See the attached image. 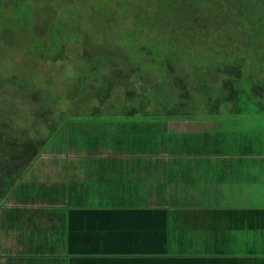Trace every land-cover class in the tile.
Segmentation results:
<instances>
[{
    "label": "crops",
    "instance_id": "crops-1",
    "mask_svg": "<svg viewBox=\"0 0 264 264\" xmlns=\"http://www.w3.org/2000/svg\"><path fill=\"white\" fill-rule=\"evenodd\" d=\"M107 117L63 123L0 205V264H264V152L240 150L257 130ZM164 235L207 262H156Z\"/></svg>",
    "mask_w": 264,
    "mask_h": 264
},
{
    "label": "trees",
    "instance_id": "trees-1",
    "mask_svg": "<svg viewBox=\"0 0 264 264\" xmlns=\"http://www.w3.org/2000/svg\"><path fill=\"white\" fill-rule=\"evenodd\" d=\"M9 1L13 3L9 4ZM219 1L221 0H143L142 12L139 16H144L146 18L145 22L148 30L136 34L137 31L135 32L133 29L128 28L126 37L130 35L134 42L146 41L148 42L146 43L147 46H153L154 44L160 46L161 43H173V45L177 47L178 45H182L181 39L187 44L186 51L181 55V57L187 59V64L185 65L179 66V63L176 61V52H173L171 56L166 54L169 63L167 62L165 64L164 89L160 93V96L163 95L166 99L182 101L174 106H167L168 110L164 109L162 112L157 108L155 102L152 103L150 100L148 102V111L144 113V116H149L148 119L152 121L158 120L155 121L157 123H168L173 121L211 122V120L216 121V123H238L249 122L252 117H258L261 121H264L262 120L264 118V0H244L242 6H244L245 10L235 12V14L244 17V25L241 26L238 23L240 25L238 29V38L235 39L233 37L234 33L231 32L229 27L226 29V32H223L224 39L222 41L228 40L235 43L237 46L236 49L234 46L227 45L223 48V53L219 52L222 61L225 62L222 64L220 63L221 65L219 64L220 66L217 67L214 73L209 74L200 72V65L204 58L200 50L209 49L212 44L210 43L211 40L208 39L213 40L217 35H221V26L226 21L235 18V16L230 15V12L232 13V8L234 9L237 7V4L233 5L229 10L224 7L223 4H219V9H217V11L216 9L212 10L210 8L211 4ZM85 2L87 4H85ZM85 2L81 3V14H79V9L75 7L70 12L69 16L64 18L54 14H52L51 17L45 16L43 11L38 7L39 3L44 4L43 0H0V28H9V25L13 21H16L23 27L33 28L35 26L38 28L36 32H41L44 31L45 28H48L50 33L47 35V40L48 46L52 44L50 46L51 49H49V52L44 51L43 49H46L44 43L45 39L42 36H37L40 43H43L41 46L42 51L39 50V53L41 56L45 57L51 54L52 50H58L60 47L61 49L58 53V57H60V55H63L66 47L71 43L76 44V40L79 39L76 33L79 32L83 34L80 37L81 41H86L91 36L89 31L96 30L95 22L90 21L84 25L83 20L90 15L89 10L94 11L98 9L107 16L105 22H101V24L108 23L112 20L111 17L113 16V12H110L109 8L106 7L108 2L112 3V0H86ZM7 9L13 12L15 18L6 16ZM87 10L89 12H87ZM228 17H230V20H228ZM80 20L81 23L79 22ZM123 23L125 24L126 21L123 20ZM82 27L86 29H82ZM73 29L76 30V33ZM165 30L167 34L165 33L164 36ZM106 31H109V29H106ZM161 31H163V35H160ZM176 32L182 33V36H170V34ZM247 33L249 36L245 37ZM135 36L138 37L134 39ZM214 41L217 42L220 40L214 39ZM197 44L199 45L197 46ZM145 49L146 46H141L138 55L143 56ZM84 56L90 57L91 54L85 52ZM156 56L157 59H153L152 63L158 68L160 67V53ZM148 60L150 59L148 58ZM218 60L221 61L220 59ZM54 61H57V59ZM127 64L129 65V63ZM128 65L117 64L116 69L114 71L111 70L110 75L118 79L129 80V83L125 86L128 89L126 94L130 99H133L130 88L135 85L138 89L141 87L142 91L139 93V96L144 97L146 93H151L150 89L152 87L156 88L157 84L155 83L152 86L149 85V82H146V80L149 81V79H151L148 78V74L140 75L138 74L140 73V68L138 66L132 65V67H130ZM191 66L193 67L192 72L189 71ZM104 74L107 75L105 70ZM110 75L108 74L107 76ZM202 75H204L206 81L203 84L200 82ZM138 76L140 77L139 79L133 80V78ZM2 80L4 81L0 82V86L10 84L15 87L19 78L16 74H13ZM116 87H118V83L109 85V96H111V91ZM159 89L161 90L160 87ZM203 89L212 90L214 95L208 96L207 100H205L203 94L205 92ZM168 93L170 95H176L177 97H166ZM197 96L201 98L200 103L205 107L202 110L203 113L198 111L195 105L197 100H194V98ZM129 103L130 101H127L125 106L129 107ZM139 104L142 106L141 109L145 108L143 102ZM244 104L247 105L245 111L242 107ZM224 105L227 106V109L231 106H235V114L222 113L219 107ZM253 106H258L261 111H258ZM211 108L216 109L211 110ZM98 109V107H95V110ZM0 110L3 111L2 108ZM123 110L127 111V108L123 107ZM1 111L0 205L17 189L34 162L57 136L59 129V126L52 124L54 123L52 120L53 112L49 109L47 112H43V118L51 120L48 126L51 130V134L42 137L37 136L35 139L20 137L16 134L14 127L6 122ZM130 112L140 118L139 115H141V111L131 110ZM162 113H165V115ZM160 211L165 214L164 210ZM258 212H260L259 208L251 210V213L254 215H259ZM155 242H162L163 245L160 251L162 253L161 255H151L156 258V262H207L206 256L197 254V252L189 255H174V252L166 251V247L164 248L165 235L161 241L155 240ZM155 242L154 244H156ZM143 246L145 245H138L136 247L137 251L149 252L146 251ZM111 249L117 250L119 248L114 244ZM95 250V248L92 249L93 252H95ZM156 251L157 250H154L153 254ZM151 256L143 257L150 259ZM92 257L93 256H87L85 254L80 257V261H93L94 258ZM130 260L133 263H140L143 261L141 256H131ZM148 261L149 260H145V262Z\"/></svg>",
    "mask_w": 264,
    "mask_h": 264
},
{
    "label": "rangeland",
    "instance_id": "rangeland-1",
    "mask_svg": "<svg viewBox=\"0 0 264 264\" xmlns=\"http://www.w3.org/2000/svg\"><path fill=\"white\" fill-rule=\"evenodd\" d=\"M85 1L86 0H43L44 4L39 3L38 7L47 17H51L52 14H54L58 17L67 18L75 7L79 9V14H81V3ZM10 3L13 2L9 1V4ZM243 3L244 0H221L211 4L210 8L212 10L216 9V11L219 9V4H223L228 10L235 4H237V7L234 9L232 8L233 11L232 13L230 12V15L235 16V18L230 20V17H228L230 21H226L221 26V35H217L213 40L208 39L211 40L210 43L212 46H210L209 49L207 48V50H200L204 56L203 62L200 65L201 73L212 74L218 66L225 62L222 61L219 52L223 53V48L227 45L234 46L236 49L237 46L235 43L228 40L222 41L224 39L223 32H226V29L229 27L231 32L234 33L233 37L235 39L238 38V29L240 25H244V17L235 14V12L245 10L244 6H242ZM85 4L87 3L85 2ZM142 6L143 0H112V3L108 2L106 6L109 8L110 12H113V16L111 17L112 20L105 24H101V22H105L107 18L103 12H100L98 9L94 11L89 10L90 12L87 10L90 15L83 20L84 25L90 21L95 22L96 30L89 31L91 35L89 39L81 41L80 37L83 34L79 32L76 33V30L73 29L79 36V39L76 40V44L71 43L66 47L63 55H60V57H58V53L61 49L60 47L58 50H52L51 54L45 57L41 56L39 53V50L42 51L41 46L43 43H40L37 36H42L45 39L44 43L46 49H43L44 51L49 52V49H51L50 46L52 44L48 46L47 40V35L50 33L48 28H45L44 31L36 32L38 30L37 27H23L16 21L11 22L9 28H0V82L4 81L2 79H6L13 74H16L19 78L15 87L10 84L0 86V107L3 110L0 111L6 122L14 127L18 136L35 139L37 136L42 137L51 134V130L48 127L51 120L43 118V112H47L49 109L53 112L52 120L54 123L52 124L59 127L63 123L70 125L71 123L86 120L87 118H103L104 114H108V120L121 122L122 117H120V115L122 111H124L123 107H127L128 111H141V115H139L140 119L136 120H142L143 123H157L155 121L158 120L152 121L148 119L149 116H144L145 111H148V102L150 100L152 103L155 102L157 108L162 112L164 109L168 110L167 106H174L182 101L166 99L163 95L160 96V93L164 89L165 64L168 62L166 54L171 56L173 52H176V61L179 63V66L187 64V59L181 57L182 53L185 52L187 48L185 41L181 39L182 45H178L177 47L173 45V43H161L160 46L155 44L153 46H147L146 43L148 42L146 41H143L145 43L134 42L130 35L126 37L128 28L133 29L135 32L137 31L136 34L148 30L145 22L146 18L144 16H139L142 12ZM202 10L204 11L203 8ZM6 16L15 18L13 12L9 9H7ZM123 20L126 21L125 24ZM79 22L81 23V20ZM82 29L86 28L82 27ZM106 29H109V31H106ZM165 33L166 30L164 36ZM160 35H163V31L160 32ZM170 36L181 37L182 33L176 32L170 34ZM248 36L247 33L245 37ZM136 37L138 36H135L134 39H136ZM214 39L220 41L215 42ZM143 45L146 46V49L143 52V56H139L138 52ZM198 45L199 44H197V46ZM85 52H88L91 56L85 57ZM158 53H160L161 56L159 59L160 67L156 68L152 61L153 59H157L156 55H158ZM148 58L150 60H148ZM55 59H57V61H54ZM127 63H129V65ZM117 64L128 65L130 67H132V65L138 66L140 68V73L138 74H148V78L151 79H149V81L146 80V82H149L148 84L151 86L156 83V88L152 87L150 89L151 93H146V96L143 97L139 96V93L142 91L141 87L138 89L135 85L130 88L133 95V99H130L126 94L128 89L125 86L129 83V80L118 79L110 75L111 70L114 71ZM104 70L107 75L109 74L110 76L105 75ZM192 70L193 67L191 66L189 71L192 72ZM139 78L138 76L133 78V80ZM200 82L201 84L206 82L204 75L201 76ZM113 83H118V87L114 88L110 93L111 96H109V85ZM203 91L205 92H202L205 96V100H207L208 96L214 95L213 91L210 89H203ZM166 97L175 98L177 96L168 93ZM194 100H197L195 105L198 111L203 113L202 110L205 107L200 103L201 98L197 96ZM127 101H130L129 107L125 106ZM141 101L144 103L143 105H145L144 109H141L142 106L139 104H142ZM246 106L245 104L242 106L244 111L246 110ZM95 107L99 109L95 110ZM253 107L261 111L258 106ZM219 108L222 113L235 114V106H231L227 109V106L224 105ZM214 109L216 108H211V110ZM162 114L165 115V113ZM262 120H264V118ZM238 123L244 124H238L236 131L242 132L240 128L251 129L252 131L257 130V133L254 132V135L260 139L258 144L252 145L253 149L249 146L244 147L247 138L248 140L254 139L253 134H247L242 139L240 150L264 152V134L261 133V131H264V121H261L258 117H252L249 122ZM231 129L232 127L230 126L223 130L222 135L226 140L229 137V131H231ZM189 190H192V188Z\"/></svg>",
    "mask_w": 264,
    "mask_h": 264
}]
</instances>
